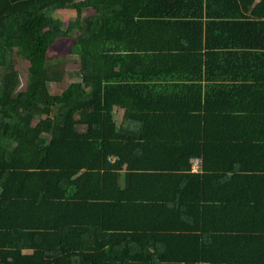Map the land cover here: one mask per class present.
Segmentation results:
<instances>
[{"label":"trees","instance_id":"16d2710c","mask_svg":"<svg viewBox=\"0 0 264 264\" xmlns=\"http://www.w3.org/2000/svg\"><path fill=\"white\" fill-rule=\"evenodd\" d=\"M0 264H264V0H0Z\"/></svg>","mask_w":264,"mask_h":264},{"label":"rangeland","instance_id":"374dc122","mask_svg":"<svg viewBox=\"0 0 264 264\" xmlns=\"http://www.w3.org/2000/svg\"><path fill=\"white\" fill-rule=\"evenodd\" d=\"M92 12L89 10H84L83 15L90 14ZM53 16L60 17L65 22H68L72 19H75L77 16V12L75 9H57L51 12ZM74 42V37H66L60 39L55 45L49 48L48 52V58H56L59 56H67L70 55L69 60H66L64 69L65 72L63 73V80L59 84L51 83L50 84V91L52 94H60L67 86H69L71 83L79 84L80 77L78 75V69H79V62L77 58L73 55H71V46ZM17 69L20 74L21 78V85L22 89L25 88V82H26V72H27V66L28 63L24 60H17L16 61ZM86 111V110H85ZM83 111V112H85ZM82 112V113H83ZM81 113L76 114V118L78 119L80 117ZM122 115L123 113H116V119L117 122L122 121Z\"/></svg>","mask_w":264,"mask_h":264},{"label":"crops","instance_id":"0c3cea01","mask_svg":"<svg viewBox=\"0 0 264 264\" xmlns=\"http://www.w3.org/2000/svg\"><path fill=\"white\" fill-rule=\"evenodd\" d=\"M91 10L92 12H90V13H93L94 12V9L93 8H87L86 10ZM88 15V14H87ZM59 41V40H58Z\"/></svg>","mask_w":264,"mask_h":264}]
</instances>
